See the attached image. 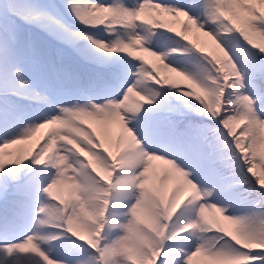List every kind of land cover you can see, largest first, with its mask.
<instances>
[{
  "label": "snow or ice",
  "instance_id": "6c2138e0",
  "mask_svg": "<svg viewBox=\"0 0 264 264\" xmlns=\"http://www.w3.org/2000/svg\"><path fill=\"white\" fill-rule=\"evenodd\" d=\"M0 264H264V0H0Z\"/></svg>",
  "mask_w": 264,
  "mask_h": 264
},
{
  "label": "rangeland",
  "instance_id": "374dc122",
  "mask_svg": "<svg viewBox=\"0 0 264 264\" xmlns=\"http://www.w3.org/2000/svg\"><path fill=\"white\" fill-rule=\"evenodd\" d=\"M182 3H188L190 0H181ZM144 19H160L163 22L167 23L170 27H175L179 21V17L173 16L171 14H155L154 10L152 9H147L145 12V17ZM189 39L194 40V41H199L201 43H206L207 38L203 37L202 33L198 32H191L189 33ZM168 42L157 46L161 41L159 42H154V46L157 48H162L164 50H170L173 47H176L177 45L175 44V41L173 40H167ZM186 43V42H182ZM188 50L181 51V52H176L172 54H177L181 58L175 60L176 58L173 57L170 60V57L168 58V61L172 63L173 66L180 68L181 70L187 71L190 74L196 75L199 72L203 70V68L206 66L207 62L203 60L202 56L197 53L195 50L191 49V46H186ZM183 55H188L184 57ZM190 55V56H189ZM197 57H196V56ZM151 58V57H150ZM152 59V58H151ZM158 63V62H157ZM170 76H175L174 73H165ZM169 91V90H168ZM175 94L179 97L180 93L175 90ZM176 96V97H177ZM173 97L169 95L168 99L172 103ZM187 99V98H184ZM47 131L49 132V129H42L40 132H38L33 138L31 139H25L22 140L21 142L13 145H9L7 148L4 149V160L7 163L10 160L15 159L17 156L21 155H26L28 156V153L31 152V155H34L35 152L34 150L38 148L43 144V140L46 139V133ZM30 155V156H31ZM47 159V157H45ZM37 167H42V166H37ZM199 260V259H198Z\"/></svg>",
  "mask_w": 264,
  "mask_h": 264
},
{
  "label": "trees",
  "instance_id": "16d2710c",
  "mask_svg": "<svg viewBox=\"0 0 264 264\" xmlns=\"http://www.w3.org/2000/svg\"><path fill=\"white\" fill-rule=\"evenodd\" d=\"M245 56H246V54H245ZM257 171H259V168L257 167ZM198 259H200V258H198Z\"/></svg>",
  "mask_w": 264,
  "mask_h": 264
}]
</instances>
